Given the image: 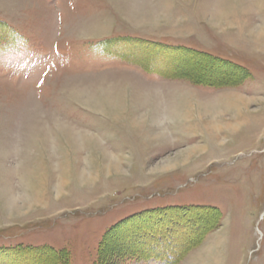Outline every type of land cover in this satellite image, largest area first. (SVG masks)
Wrapping results in <instances>:
<instances>
[{
	"label": "rangeland",
	"instance_id": "374dc122",
	"mask_svg": "<svg viewBox=\"0 0 264 264\" xmlns=\"http://www.w3.org/2000/svg\"><path fill=\"white\" fill-rule=\"evenodd\" d=\"M191 205L173 264H264V0H0V264H166Z\"/></svg>",
	"mask_w": 264,
	"mask_h": 264
},
{
	"label": "trees",
	"instance_id": "16d2710c",
	"mask_svg": "<svg viewBox=\"0 0 264 264\" xmlns=\"http://www.w3.org/2000/svg\"><path fill=\"white\" fill-rule=\"evenodd\" d=\"M192 211L211 212L213 214H217L218 212L213 207L197 205L167 206L160 209H151L146 211L143 216L141 215L142 218H144L142 222L133 228L134 231L132 230L133 233H139L138 238L134 240L136 243L134 244L133 240L130 242V245L134 247V255L142 260L153 258L163 260L166 264L175 263L179 257V247L175 242V237H177L176 235H180L179 233L183 232L182 229L184 227L181 222H183L184 219H187L189 217V212ZM153 215L161 216V222L159 221V223H162V225H158V221H156L155 218H152ZM133 222L135 221L133 220ZM147 243H149V246ZM6 249H9L8 252L10 253L20 255H23V252L25 251H27L28 255L35 252L46 251L55 258H58L61 253L59 250L51 247H9ZM184 251L185 250H182L181 253Z\"/></svg>",
	"mask_w": 264,
	"mask_h": 264
},
{
	"label": "bare ground",
	"instance_id": "6f19581e",
	"mask_svg": "<svg viewBox=\"0 0 264 264\" xmlns=\"http://www.w3.org/2000/svg\"><path fill=\"white\" fill-rule=\"evenodd\" d=\"M215 102H212V101H207V100H205L204 101V104H201V110H203V112L205 111V112H210L212 109H215L217 106L214 104ZM236 104V103H235ZM218 105V104H217ZM232 105H233V103H232ZM212 118V117H211ZM212 122H214V118L212 119V121H211V123ZM88 140V139H87ZM86 139L84 140L83 139V141H87ZM95 146H98V144H96ZM106 163H108V162H106ZM109 163H113V161L112 162H110L109 161Z\"/></svg>",
	"mask_w": 264,
	"mask_h": 264
}]
</instances>
